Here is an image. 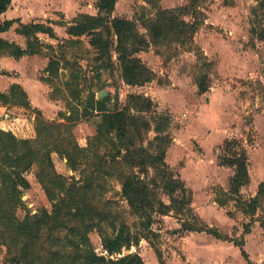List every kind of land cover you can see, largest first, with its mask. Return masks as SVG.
Listing matches in <instances>:
<instances>
[{
  "label": "trees",
  "instance_id": "obj_1",
  "mask_svg": "<svg viewBox=\"0 0 264 264\" xmlns=\"http://www.w3.org/2000/svg\"><path fill=\"white\" fill-rule=\"evenodd\" d=\"M11 1L0 0V16ZM144 1L157 6L159 0ZM255 1L251 31L264 40V0ZM117 2L95 0L96 14L79 13L70 22L52 23L65 26L68 36L58 43L57 51L40 38L42 35L59 41L51 22L0 21V32L9 31L17 23L15 31L25 40L20 46L0 39V57H47L40 79L52 86L51 97L63 99L67 109L64 122L48 121L40 109L31 105L21 85L14 83L7 91H0V105L23 107L33 114L30 122L12 116L0 120V246L6 248L9 264H145L137 252L122 251L138 246L142 239L150 240L156 235L152 229L155 216L170 212L181 219L185 231L206 232L228 240L192 213L190 191L167 166L166 149L172 141L169 115L156 113L155 102L138 93H129L121 108L117 102L114 108L108 107L107 99H97L91 88L83 96L82 64L77 55L72 59L66 56L67 49L82 45L80 38L86 37L93 50L86 60L95 78L112 71L116 62L124 83L143 86L152 82L156 74L137 54L150 45L163 54V48L176 52L193 43V35L202 24L197 9L200 0H190L176 9L157 7L153 17L142 20L146 34L139 31L136 21L113 15ZM189 14L193 21L184 19ZM197 55L200 62L202 56ZM207 79L205 73L198 76L200 93L207 91ZM93 115L99 117L94 135L76 138L75 123ZM151 131L154 136L149 138ZM223 151L218 164L233 169L226 198L250 217L243 226V232L248 233L258 211L264 213V181L254 196L240 197L241 188L250 182L247 151L236 140L224 142ZM54 153L65 158L69 169L79 177L59 173L52 159ZM32 170L51 202V211L44 208L32 213L22 200L23 190L30 188L26 174ZM112 179L119 182L121 196L136 217L132 226L120 220L112 202L105 199ZM159 191L168 197V203L158 196ZM19 210L25 212L23 217L18 216ZM260 220L264 228V217ZM94 231L101 239L100 253L90 239ZM234 245L247 263L253 264L243 248L244 241H235ZM155 253L159 259L160 251L155 249Z\"/></svg>",
  "mask_w": 264,
  "mask_h": 264
},
{
  "label": "rangeland",
  "instance_id": "obj_2",
  "mask_svg": "<svg viewBox=\"0 0 264 264\" xmlns=\"http://www.w3.org/2000/svg\"><path fill=\"white\" fill-rule=\"evenodd\" d=\"M15 1V5L25 9L37 2ZM37 3L40 5L35 7L41 10L29 13L27 21L70 22L79 13L94 15L97 12L95 0H38ZM189 3L190 0H159L154 6L144 0H118L113 15L136 21L139 31L146 34L142 20L153 17L157 7L176 9ZM255 5V0H200L197 9L202 24L193 35V43L186 48H178L176 52L163 48V54L150 45L137 54L156 74L152 82L143 86L132 87L124 83L116 62L112 71L103 72L100 79L95 78L86 60L93 55L86 37L80 38L82 45L76 44L66 50L67 58L77 55L82 64L85 73L81 84L83 96L91 88L97 99H107L108 107L114 108L117 102V107L121 108L129 93H138L155 102L156 113L169 115L172 141L166 149L167 166L190 191L192 213L201 223L217 229L220 235L228 238L217 240L206 232L185 231L181 227V219L170 212L155 216L152 229L156 235L150 236V240H140L139 245L130 250L123 249V254L137 252L145 264H247L234 242L244 241V235L248 234V245L245 241L243 245L248 258L253 264H264V228L260 225L264 213L258 211L250 232H243V226L250 217L236 207L233 200L226 198L233 169L218 164V158L224 152V142L236 140L247 151L250 173V182L241 188L240 197L248 199L254 196L258 185L264 181V40L251 31ZM184 19L193 21V16L185 15ZM53 25L59 41L42 35L40 38L57 51L58 43L68 36L65 26ZM11 34H15L14 31ZM197 54L202 56L201 63L210 65L202 66ZM26 61L28 66L36 67L32 76L37 83H34V89L33 85L29 86L33 90L28 94L31 105L40 109L46 120L64 122L63 114L67 110L64 100L52 98V86L40 79L48 58L34 55ZM61 71L66 72L64 69ZM204 73L208 76V89L200 93L197 78ZM0 107V120L12 116L30 122L33 116L23 107ZM98 120V115H93L77 121L73 128L75 137L94 135ZM153 136L151 131L148 137ZM52 159L59 173L66 177H79L77 172L69 169L65 158L54 153ZM26 177L30 182V188L22 193L26 208L32 213L44 208L51 211V202L36 180L34 170ZM110 187L105 199L112 202L114 214L132 226L136 217L130 213L121 196L119 182L112 179ZM158 196L168 203V197L162 191ZM220 201H225V205H220ZM24 214L23 210L18 211L19 217ZM90 239L96 252L100 253L102 246L98 233H90ZM223 241L233 248L224 245ZM155 249L161 253L159 259ZM6 259V248L0 246V264H9Z\"/></svg>",
  "mask_w": 264,
  "mask_h": 264
},
{
  "label": "crops",
  "instance_id": "obj_3",
  "mask_svg": "<svg viewBox=\"0 0 264 264\" xmlns=\"http://www.w3.org/2000/svg\"><path fill=\"white\" fill-rule=\"evenodd\" d=\"M36 1L38 2V0H36ZM37 2H36V4L29 5L28 8L25 9L23 6L21 7L19 5H15L16 1L12 0L11 1V5L8 8V10L6 12H4L0 16V21L18 19L22 23H30V22H35V23L42 22V23H45L43 21H37V20L27 21L29 13L34 14V12L37 13V12H39L41 10L40 8L35 7L36 5H38V6L40 5ZM66 17L70 18V16H68V15ZM50 21H52V20H50ZM17 26H18L17 23H15L9 31L0 32V39L7 40V41H10V42H15V43L19 44L20 46H24L25 40L23 42L22 41L23 37L18 35L16 33V31H15ZM51 26L53 27V29H54V31L56 33L55 25H53L51 23ZM12 31H14L15 34H11ZM29 57H31V56H24V57H22V58H20L18 60H16L15 58H13L11 56H8V55L0 57V91L1 92L7 91L11 84L16 83V84L21 85L23 87V89L27 92V94L30 95L32 89L29 88V86L31 87V85H33V89H34V83L36 84L37 82L32 76V73L35 72L36 67L35 66L31 67V66L27 65V61L26 60ZM32 92H33V90H32ZM0 109H2V107H0ZM248 239H250V235H248V234L244 235V241L246 243V246L248 245V241H249ZM219 241H221V240H219ZM223 242H225V241H223ZM224 245H226L227 247H232L233 248V246H231L230 243L225 242ZM238 250H239V248H238ZM239 254H241L240 250H239Z\"/></svg>",
  "mask_w": 264,
  "mask_h": 264
}]
</instances>
